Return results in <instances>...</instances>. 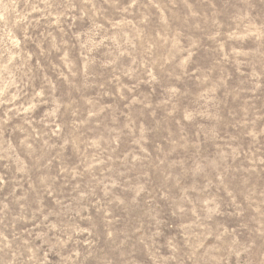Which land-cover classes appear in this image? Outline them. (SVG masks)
<instances>
[{
	"label": "rangeland",
	"instance_id": "obj_1",
	"mask_svg": "<svg viewBox=\"0 0 264 264\" xmlns=\"http://www.w3.org/2000/svg\"><path fill=\"white\" fill-rule=\"evenodd\" d=\"M0 264H264V0H0Z\"/></svg>",
	"mask_w": 264,
	"mask_h": 264
}]
</instances>
